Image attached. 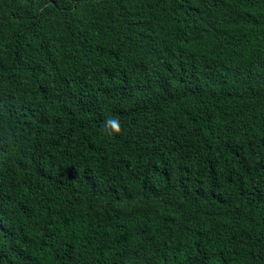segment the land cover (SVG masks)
<instances>
[{"label": "trees", "instance_id": "obj_1", "mask_svg": "<svg viewBox=\"0 0 264 264\" xmlns=\"http://www.w3.org/2000/svg\"><path fill=\"white\" fill-rule=\"evenodd\" d=\"M0 264H264V0H0Z\"/></svg>", "mask_w": 264, "mask_h": 264}, {"label": "clouds", "instance_id": "obj_2", "mask_svg": "<svg viewBox=\"0 0 264 264\" xmlns=\"http://www.w3.org/2000/svg\"><path fill=\"white\" fill-rule=\"evenodd\" d=\"M102 131L108 136L119 134L121 132L120 121L116 118L108 117L103 122Z\"/></svg>", "mask_w": 264, "mask_h": 264}]
</instances>
